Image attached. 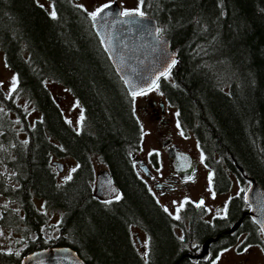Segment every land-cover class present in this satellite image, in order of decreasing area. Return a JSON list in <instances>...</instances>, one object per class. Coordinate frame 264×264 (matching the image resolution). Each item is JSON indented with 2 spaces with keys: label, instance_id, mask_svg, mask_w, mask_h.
I'll list each match as a JSON object with an SVG mask.
<instances>
[{
  "label": "trees",
  "instance_id": "1",
  "mask_svg": "<svg viewBox=\"0 0 264 264\" xmlns=\"http://www.w3.org/2000/svg\"><path fill=\"white\" fill-rule=\"evenodd\" d=\"M50 1L54 17L36 0H0V50L16 75L7 99L0 89V166L11 172L0 173V196L14 206H0V228L19 234L17 245H23L0 250V264H20L29 253L54 247L71 248L87 264H205L192 262L184 243L223 228L199 222L203 206L186 203L181 210L190 211L184 216L190 227L183 240L176 234L177 221L136 170L142 132L134 97L109 62L91 14L72 0ZM140 12L157 21L177 52L157 89L176 108L180 129L195 137L215 191L228 188L230 173L240 178L238 167L264 187V0H141ZM45 80L65 86L80 102L79 130ZM15 94L39 112L32 126ZM13 114L22 119L25 138ZM52 156L77 162L70 179L58 180ZM95 161L107 167L119 198L95 195ZM230 206L224 225L247 211L241 193ZM47 212L60 213L51 226L56 237L44 236ZM133 227L146 233L143 254ZM241 227L257 238L248 215Z\"/></svg>",
  "mask_w": 264,
  "mask_h": 264
},
{
  "label": "rangeland",
  "instance_id": "2",
  "mask_svg": "<svg viewBox=\"0 0 264 264\" xmlns=\"http://www.w3.org/2000/svg\"><path fill=\"white\" fill-rule=\"evenodd\" d=\"M36 1L48 12L51 14L53 13L52 3L50 0ZM110 1L112 0H72L73 3L84 8L90 14L99 6ZM118 2L122 10L136 11L138 9L140 12L141 0H118ZM14 80L15 84H13ZM44 83L53 98L58 102L65 119L74 129L79 130L82 114L80 102L65 86L52 80H45ZM15 87L16 75L6 64L4 53L0 50V89L3 96L7 99L10 94L13 93ZM14 99L16 105H19L21 110L25 113L28 125L32 126L34 121L40 117L39 112L33 108V105L29 103L25 97L15 94ZM154 100L156 102V106L150 104V102ZM161 100L165 101L164 115H162L159 111V104ZM3 107L4 105L0 102V109H3ZM134 113L138 119L142 132L140 149L134 153V164L136 170L138 175L146 180L159 205H161L167 213L175 218L178 223V226L175 228V232L183 240L185 236L184 230L188 228L190 222L188 219L183 217L181 218V216L175 214L178 207L181 208L185 201L190 200L189 202L193 204L203 206L204 214L201 216L202 219L205 221H211L213 216H217L222 213L223 207H221V205L226 203L230 197L243 193V191H245L248 187V183L230 173L231 185L227 191L223 190L222 192H219L211 189L212 171L208 166L202 164V155L195 137L192 133L185 134L181 131L176 117V108L167 104L158 89L148 91L144 95H136L134 97ZM11 117L14 120V125L18 129L19 137L25 138L26 133L23 131L24 125L22 119L16 114H13ZM165 137H171L174 143L180 147L179 148L177 146V148L187 152L199 167L194 182L189 183L187 186L176 188V190H170L167 188L163 194L160 193L162 190H155L152 185L154 180L159 182L163 180L165 174L167 173V166L164 164V159L162 157L163 149L161 148V140ZM151 153H156L160 156L159 161L162 165L160 166V173H155L153 179L148 180L145 178L143 167L149 163V160L151 159L149 156ZM54 161L63 164L62 172H59L57 166L53 165L59 181L66 180L69 176H71L73 172L72 169L77 167V162L67 156H52L51 163ZM93 168L95 176L101 171L107 169L105 165L97 161L93 163ZM0 173L9 175L11 172L0 166ZM201 201L203 203H201ZM36 204L37 206L40 205L38 201ZM3 205L14 207L13 205L7 203L2 196H0V206ZM40 208H42L41 205ZM47 214L49 216L50 230L44 229V236L45 238L56 237L58 235V231L52 229L51 226L57 224L60 218V213L47 212ZM179 218H181V222H178ZM131 232L138 251L143 254L145 248L147 247L146 233L138 227H133ZM137 237L139 238L140 244L136 241ZM254 239L256 240L247 242L245 232L240 231L236 233L234 235V240L230 242L229 245L218 247L216 249L215 256L208 261L207 264H264V241L258 243L257 238ZM19 240V234H16L8 229L0 228V250L4 251L13 249V251H19L23 248V245H17ZM184 244L185 245L183 247L185 249L187 248L190 252L192 250L200 252L201 250L202 244L197 239H191Z\"/></svg>",
  "mask_w": 264,
  "mask_h": 264
},
{
  "label": "water",
  "instance_id": "3",
  "mask_svg": "<svg viewBox=\"0 0 264 264\" xmlns=\"http://www.w3.org/2000/svg\"><path fill=\"white\" fill-rule=\"evenodd\" d=\"M104 5L109 7L104 8ZM104 5L97 8H103V11L95 18L92 17V27L102 43L109 62L129 94L150 90L171 72L177 62V52L171 48L169 39L160 34L159 25L152 17L145 14L136 15L135 11H132L131 16L120 15L123 11L118 0H112ZM173 60L175 64L172 63ZM168 144L169 142L164 143L165 146ZM168 154L172 158H178L177 161H182L184 166H192L191 157L181 152L175 145L169 147ZM52 165L57 166L58 171L62 172V163L54 161ZM238 171L249 183L242 194L244 202L248 205L245 214L264 237V187L253 177L246 175L240 167ZM189 175L184 172V176ZM96 179L97 196L109 199L118 194V188L108 170L98 173ZM241 221V218L238 219L233 228H237ZM213 240L216 238L206 240L199 254L191 252L188 253V257L192 261L204 259L206 247ZM20 264L87 263L69 247H54L32 252L24 256Z\"/></svg>",
  "mask_w": 264,
  "mask_h": 264
},
{
  "label": "flooded vegetation",
  "instance_id": "4",
  "mask_svg": "<svg viewBox=\"0 0 264 264\" xmlns=\"http://www.w3.org/2000/svg\"><path fill=\"white\" fill-rule=\"evenodd\" d=\"M154 90V89H153ZM151 91V90H149ZM148 92V91H147ZM146 93V92H145ZM151 105L153 106H156V102L155 100L150 102ZM159 111L162 115H164L165 113V101H160V104H159ZM180 128V127H179ZM182 131V130H181ZM166 142H169V144L167 146H164V143ZM178 146L174 143L173 139L171 137H165L161 140V148L163 149V154H162V157L164 159V164L167 166V173L165 174L164 176V179L161 180L160 182L159 181H153V188L155 190H162L160 193H163L164 194V191L165 189L169 188L170 190H176V188H180V187H184V186H187L189 183H192L194 182L195 178H196V174H197V171H198V167L196 165V162L194 161V159L192 158V166L191 167H188V166H184L183 165V162L182 161H177L178 158H172L169 154H168V149L170 146ZM179 147V146H178ZM180 148V147H179ZM182 150V149H181ZM183 152H185L184 150H182ZM186 154H188L187 152H185ZM151 159L149 160V163L144 165V169H143V172H144V175H145V178L148 179V180H152L153 177H154V174L155 173H160V166L162 165L161 162L159 161V157L156 153H151V155L149 156ZM175 162V163H174ZM202 164H204L202 162ZM205 166V165H203ZM184 172H186L187 174H190L189 176H184ZM141 178V177H140ZM241 178V176H240ZM148 191L151 193L152 197L154 198V200L157 202L154 194L152 193V190H150L147 182L145 179L141 178ZM242 179V178H241ZM96 180L94 181V189L95 191H97V188H96ZM248 183V182H247ZM214 184L213 183V179H212V174H211V189H213V191L215 190L214 189ZM230 185H231V181H230ZM230 185L228 186V188L225 190L227 191L230 187ZM249 185V184H248ZM99 197V196H98ZM234 197V196H233ZM233 197H230L226 203L222 204L221 207H223V211L220 215H217V216H213L211 218V221H205L203 220L202 218L199 219V222L201 223H206L210 228L211 230H218L219 228H223V232H220V233H216L215 235L217 236H209L207 237L206 239L202 240V241H199L201 242V250L202 251V246L204 244V242L210 238H216V240H213L209 243V245L206 247V257L204 259H196L194 261H196L197 263H201V262H204V263H208V261H210L216 254V249L218 247H224L226 245H229L230 243H227L229 239H231L230 242H232L234 240V235L240 231L242 232H245L246 234V241L247 242H252L253 239L255 238L252 233L251 230H248L246 228H243L241 227L242 226V221H241V224L237 227V228H233V225L236 221H233L232 223L228 222L227 225H224L223 221L224 219H226L225 217H227V214L229 213L230 211V202L232 200ZM101 198L102 200L104 198L102 197H99ZM115 199V198H114ZM105 200V199H104ZM190 200H187L184 202L183 206H185L186 202L187 203H191L189 202ZM158 203V202H157ZM159 204V203H158ZM161 206V205H160ZM181 207V208H182ZM181 208L178 207V210L176 211V215L178 216H181V218H185L184 216L189 213L190 211H183L181 210ZM247 209V208H246ZM246 211L243 213V216H246L247 214H245ZM169 214V213H168ZM170 215V214H169ZM171 216V215H170ZM242 216V217H243ZM173 217V216H172ZM241 217V219H242ZM174 218V217H173ZM181 218L178 219V222H181ZM175 219V218H174ZM217 222H221V224L219 226H216L214 227L213 225ZM190 227V223H189V226L188 228ZM219 227V228H218ZM188 228L186 230H188ZM257 241L258 243L261 242V241H264V238L260 232V230H257ZM184 233H185V230H184ZM224 234V237H221L220 235H223ZM259 235V237H258ZM259 238V239H258ZM227 243V244H226ZM191 252H195L196 254H199L200 252H196L194 250H192Z\"/></svg>",
  "mask_w": 264,
  "mask_h": 264
},
{
  "label": "snow or ice",
  "instance_id": "5",
  "mask_svg": "<svg viewBox=\"0 0 264 264\" xmlns=\"http://www.w3.org/2000/svg\"><path fill=\"white\" fill-rule=\"evenodd\" d=\"M107 7H109V6H108V5H104V8H107ZM102 11H103V8H101V9H97L95 12H92V13H91V16H92L93 18H95V17H96L100 12H102ZM135 14H136V15H141V16L143 15V13L139 12L138 9L136 10ZM52 15H53V17H54V16H55V13H53ZM120 15L127 17V16H131V15H133V12H132V11H128V10H126V11L121 12ZM172 63L175 64V60H173ZM170 67H171V65H170ZM165 75H166V73H165ZM153 83L155 84V81H154ZM13 84H15V80L13 81ZM144 94H145V93H143V92H139V93H137V92H133V93H132L133 97H135L136 95H144ZM72 171H75V169H72ZM70 178H71V177L69 176L68 179H70ZM117 198H119V197H117ZM201 203H203V202L201 201ZM197 206H200V205H197Z\"/></svg>",
  "mask_w": 264,
  "mask_h": 264
}]
</instances>
